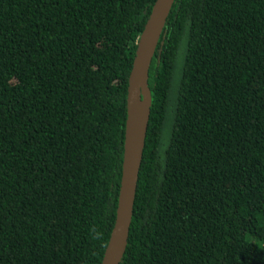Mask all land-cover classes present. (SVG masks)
<instances>
[{
  "label": "trees",
  "instance_id": "trees-1",
  "mask_svg": "<svg viewBox=\"0 0 264 264\" xmlns=\"http://www.w3.org/2000/svg\"><path fill=\"white\" fill-rule=\"evenodd\" d=\"M156 0H0V264H101L129 76ZM121 264H264V0H175Z\"/></svg>",
  "mask_w": 264,
  "mask_h": 264
},
{
  "label": "water",
  "instance_id": "water-1",
  "mask_svg": "<svg viewBox=\"0 0 264 264\" xmlns=\"http://www.w3.org/2000/svg\"><path fill=\"white\" fill-rule=\"evenodd\" d=\"M174 2L156 0L138 41L129 76L122 179L116 220L101 264H121L127 249L151 115L149 72Z\"/></svg>",
  "mask_w": 264,
  "mask_h": 264
}]
</instances>
